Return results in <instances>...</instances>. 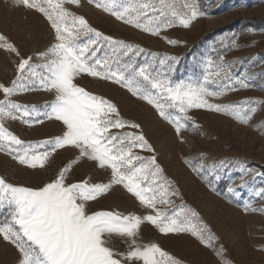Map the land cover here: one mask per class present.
<instances>
[{"label": "rangeland", "instance_id": "rangeland-1", "mask_svg": "<svg viewBox=\"0 0 264 264\" xmlns=\"http://www.w3.org/2000/svg\"><path fill=\"white\" fill-rule=\"evenodd\" d=\"M122 2L131 3L133 0ZM186 2L194 3L203 15L188 28L180 26L176 19L172 27L162 28L155 36L117 20L87 0H81L79 7L67 4L65 7L83 16L103 35L143 49L138 55L129 54L136 65L151 64L173 82L202 81L204 75L216 70L215 64L229 65L233 77L249 86L235 84L234 89L221 96L207 99L221 105L256 101V111L247 124L238 123L229 115L192 109L188 115L194 121L195 129L189 122L188 127L182 128L178 134L173 124L126 88L86 74L77 77L75 82L90 93L109 99L117 105L124 119L140 125L135 131H142L153 152L135 151L145 157L155 155L163 175L178 192L177 196L169 197L170 204L158 203L156 208L169 216L176 212L183 215L191 209L197 214L196 218H190L191 225L197 228L206 225L215 237L206 246L190 232L163 234L144 222L139 228L137 243H155L181 264H264V211L251 210L264 209V197L257 196L259 190L264 189V0H169L178 12L187 11L183 8ZM0 35L19 52L17 56L0 48V84L11 86L21 58L31 57L32 70L41 71L36 66L45 61L38 59L37 54L54 42V30L40 13L14 4L13 0H0ZM165 38L178 43L171 45ZM110 51L105 45L104 51L98 55L104 56ZM165 57H174L175 60H166L161 65L159 61ZM207 59H211L213 65H208ZM25 77L20 83L27 85L29 90L17 92L9 99L29 108L35 106L37 112L29 117L33 123L28 125L20 119H6L4 127L25 144L52 139L61 133L62 125L45 118L43 113L46 111L44 105L52 102L54 95L41 89L38 80L35 85L29 84L28 72ZM210 87L220 90L222 85ZM4 98L0 92V100ZM173 115L179 113L173 112ZM36 120L42 122L36 123ZM77 156L78 150L66 147L54 152L44 168L31 169L17 163L6 152H0V179L13 186L37 189L50 182L60 168L75 161ZM201 165L204 166L203 172L197 174L194 169ZM109 177L110 170L100 169L90 161H80L71 164L66 183L85 179L92 183L107 182ZM242 182L247 186L239 187ZM228 187L235 188L237 194L229 193ZM246 202H250L248 211L244 208ZM86 207L89 213L154 214L121 186L86 202ZM6 215H0V223L5 222ZM114 237L109 245L114 250L126 251V238ZM19 255L14 245L0 238V264H17Z\"/></svg>", "mask_w": 264, "mask_h": 264}, {"label": "snow or ice", "instance_id": "snow-or-ice-1", "mask_svg": "<svg viewBox=\"0 0 264 264\" xmlns=\"http://www.w3.org/2000/svg\"><path fill=\"white\" fill-rule=\"evenodd\" d=\"M13 3L40 13L54 30V42L37 54L38 59L45 61L36 66L41 71L32 70L31 57L21 58L11 86L0 84V92L5 97L0 100V152H6L20 165L42 169L57 150L66 147L78 150L75 161L60 168L50 182L37 189L13 186L0 179V215L7 213L5 222L0 223V238L18 250L17 264H136L137 261L142 264H181L155 243H137L139 228L144 222L163 234L190 232L209 246L215 237L206 225L201 224L199 228L191 225L190 218L197 217L194 211L187 209L183 215L176 212L169 216L156 208L158 203L170 204L169 197L177 196L178 192L163 175L155 155L145 157L135 151L153 152L142 131H135L140 125L124 119L117 105L109 99L90 93L75 81L86 74L126 88L173 124L178 134L189 122L195 129L196 125L188 115L192 109L229 115L238 123L247 124L256 111V101L221 105L211 103L207 98L219 97L234 89L235 84L245 88L249 85L234 78L230 66L223 62L215 64L216 70L204 75L202 81L179 82H173L151 64L136 65L129 54L138 55L143 49L103 35L83 16L65 7L66 4L79 7L81 0H13ZM87 3L154 36L162 28L172 27L176 19L180 26L188 28L203 15L191 2L183 5L187 10L184 12H178L169 0H133L131 3L87 0ZM165 39L171 45L178 43L174 39ZM105 45L111 50L110 54L99 56ZM0 48L19 56L18 49L3 35H0ZM166 60L175 58L165 57L159 63L164 65ZM205 62L208 65L214 63L211 59ZM26 72L30 75L29 84L35 85L38 80L41 89L54 95L53 101L44 105L43 116L62 125L61 133L54 138L27 144L4 127L6 119H20L28 125L33 123L29 117L37 112L36 107L22 106L9 99L17 92L29 90L27 85L20 83L26 78ZM215 84H221V89L213 90L210 85ZM173 112L179 115L174 116ZM112 129L121 131L112 132ZM80 161H90L100 169L110 170L108 181L92 183L85 179L66 183L71 164ZM203 168L201 165L194 171L201 174ZM115 186H121L154 214L89 213L86 202L108 194ZM246 186L245 182L239 185L241 188ZM227 191L237 194L233 187H228ZM257 196L264 197V189L259 190ZM244 208L248 211L250 202H246ZM113 236L126 238V251L114 250L109 245Z\"/></svg>", "mask_w": 264, "mask_h": 264}, {"label": "crops", "instance_id": "crops-1", "mask_svg": "<svg viewBox=\"0 0 264 264\" xmlns=\"http://www.w3.org/2000/svg\"><path fill=\"white\" fill-rule=\"evenodd\" d=\"M120 239H122L121 237H120ZM120 239H119V241H120ZM112 240L114 241L115 240V237L113 236L112 237ZM110 241V240H109ZM125 241V240H124ZM138 263H140L139 261H138Z\"/></svg>", "mask_w": 264, "mask_h": 264}]
</instances>
